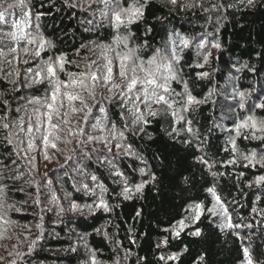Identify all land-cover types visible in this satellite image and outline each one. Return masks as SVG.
Masks as SVG:
<instances>
[{
    "label": "trees",
    "instance_id": "trees-1",
    "mask_svg": "<svg viewBox=\"0 0 264 264\" xmlns=\"http://www.w3.org/2000/svg\"><path fill=\"white\" fill-rule=\"evenodd\" d=\"M31 4L33 15L36 12L44 13L39 21L41 30L55 45L49 55L65 52L70 60L82 68L85 58L92 56V53L81 49L76 55L80 45L102 38L105 42L111 39L112 31L106 25L93 27L84 23L92 18L90 11L69 7L64 0H43V7L41 0H31ZM213 5L217 7L213 8ZM204 9L209 11L205 12ZM173 32L193 41L189 48L179 51L181 62L178 67L195 95L203 98L213 87L223 92V86L231 75L235 78L232 85L250 94L246 99L248 111L253 110L251 105L264 103V0H254L253 5H248L247 0H178L175 5L170 0H147L142 19L127 30H122L123 35H129V46H143L140 54L145 59L156 48H164ZM209 33L212 35L209 36ZM200 38L207 39L206 48L212 52L203 69L196 66L203 63L204 50H198L195 46ZM217 42L221 45L220 49L212 47ZM198 51L200 55H197ZM66 70L78 71L74 65H68ZM198 71H207L210 76L197 80L195 73ZM172 86L176 91L181 90L176 82ZM16 87L19 91H13L11 84L0 83V91L5 92L6 98L12 102L13 118L16 107L25 105L31 95H43L44 91L43 88L30 91L20 84ZM227 91L231 92V87ZM212 100L216 103L201 105L188 117L193 120V127L199 130L201 139H206L203 153L195 147L188 149L180 138L173 140L169 137L167 133L171 131L172 121L163 113L144 126V134L130 138L157 176L155 184L146 185L142 194H134L128 200L116 198L115 193L121 189L113 183L107 166L97 164L95 154L90 161L84 162L87 172L96 174L108 187L109 194L105 198L112 206L111 212L97 210L89 213L87 209L82 213L69 211V199L80 204L93 200V197L77 190L80 181L88 180L72 172L75 163L62 169L60 166L64 164V157L53 150H50V155H53L51 161H45L39 150L29 152L27 158L21 153L18 158L13 151L14 145L4 142L6 131L0 129V176L5 177L0 184L7 185V202L21 209L19 212H9L8 218L14 223L5 225L0 237V264H82L87 259L89 249H95L98 259L104 264H112L116 259L120 260V264H164L158 259L161 252H179L185 246L187 251L180 260L170 261L169 264H195L201 254H205L201 264H241L243 246L250 248L258 264H264V218L251 211L252 207L264 208V188L258 190L256 185L252 188L246 186L261 171L244 168L242 164L217 166L214 169L225 173L217 177L214 183L228 203L233 220L240 223L239 217L242 216L245 218L243 223L253 225L252 228L239 229L242 239L231 232H221L216 227L218 221L215 218L210 220L205 215L196 225L203 230L201 237L182 234L179 240H171L167 249L155 247L165 235L161 229L178 219L188 203L206 199L203 189L207 186L206 181L212 183L213 178L195 162L194 156L204 154L217 161L229 158V154L222 151L227 133L212 129L209 134V129L213 119L231 126L235 117L230 109L236 101L226 100L224 96H214ZM106 107L109 115L119 123L116 115L119 108L115 102L106 104ZM255 113L264 116V111L258 108ZM244 114L247 113H241ZM0 115H3L2 111ZM181 136L191 139L187 133ZM196 143L192 139V144ZM237 143L245 152L258 145L257 141L244 139H238ZM72 146L60 144L66 152ZM96 147L102 149L101 145ZM154 154L159 155L161 160L153 159ZM32 157L35 159L29 163ZM13 160L16 161L15 165ZM114 162L133 183L141 179L138 172L132 173V169L144 166L140 161L124 156L117 157ZM45 172H48L52 189L59 197L55 203H50L51 191L46 186ZM185 177L189 178L187 184L184 183ZM65 192L71 193L69 199H65ZM257 196L261 198L260 201H257ZM37 197L39 204L34 203ZM61 207L65 210L63 213L59 211ZM138 211L139 216L136 215ZM37 224L41 227L37 228ZM94 229H100V232ZM37 236L41 238L36 240ZM33 240H36L35 245L31 243ZM72 248L76 251H72ZM126 255L127 259H124Z\"/></svg>",
    "mask_w": 264,
    "mask_h": 264
},
{
    "label": "snow or ice",
    "instance_id": "snow-or-ice-1",
    "mask_svg": "<svg viewBox=\"0 0 264 264\" xmlns=\"http://www.w3.org/2000/svg\"><path fill=\"white\" fill-rule=\"evenodd\" d=\"M64 2L69 7L91 12L92 18L84 23L93 27L106 25L112 31L111 39L107 42L102 38L80 45L76 55H79L81 49L92 53V56L85 58L82 68L74 60H70L65 52L48 54L55 45L43 34L39 21L44 13L36 12L33 15L31 0H0V83L11 84L13 91H19L16 87L18 84L30 91H38L40 88L44 90L43 95H31L25 105L16 107L15 118L12 115V102L6 98L5 92L0 91V111L3 112V115H0V129L7 133L3 137L4 142L7 145H14L13 151L18 158L21 153L27 158L29 152L39 150L45 161H51L53 155H50V150H53L64 157V164L60 166L62 169L75 163L72 172L79 173L88 180L80 181L77 190L93 197V200L91 203L80 204L74 199H69L71 193L65 192V199H69V211L82 213L87 209L89 213L97 210L111 212L112 206L105 198L109 194L108 187L96 174L87 172L84 162L90 161L95 154L96 163L107 166L113 183L121 189L115 193L116 198L128 200L134 194H142L146 185L155 184L157 176L136 150L134 143L130 142V138L144 134V126L163 113L172 121L168 136L173 140L180 138V142L188 149L195 147L197 151L203 153L206 139H201L199 130L193 127V120L188 117L201 105L210 102L215 104L216 101L212 100V97L224 96L226 100L236 101L235 106L230 109L235 119L231 126L217 123L213 119L209 134L212 129L227 133L222 151L229 154V158L217 161L207 158L204 154L194 156L195 162L203 166L207 174L213 178L212 183L206 181L207 186L203 189L206 199L188 203L178 219L161 229L165 235L155 247L167 249L171 240H179L182 234L201 237L203 230L196 225L205 215L210 220L215 218L218 221L216 227L221 232H231L242 239L239 229L252 228L253 225L243 223L245 218L242 216L239 217L240 223L233 220L228 203L222 198L214 183L217 177L225 173L214 169L217 166L237 164H242L244 168H257L261 174L256 175L246 186L252 188L256 185L258 190L264 188V116H257L255 113L257 108L264 111V103L251 105L253 110L248 111L246 99L250 94L233 86L232 81L235 78L231 75L223 86V92L213 87L203 98L195 95L188 80L181 76L182 69L178 67L181 62L179 51L189 48L193 41L179 33L170 34L165 47L156 48L147 59L140 54V48L143 46H129V35H123L122 30H127L130 25L142 19L147 0H76L74 3L64 0ZM170 2L175 5L178 0ZM247 4L253 5L254 0H247ZM216 7L213 5V8ZM89 30L91 29H85ZM207 43L206 38H200L195 45L198 50H204L203 63L196 65L200 69L208 64L212 56V52L206 48ZM212 47L220 49L221 45L217 42ZM197 55H200L199 51ZM68 65H74L78 71H67ZM209 76L210 73L207 71L195 73L197 80H204ZM173 82L181 86L180 91L173 88ZM229 87L231 92L227 91ZM112 102L119 108L116 114L119 123L109 115L106 107V104ZM182 133H187L191 139L182 138ZM192 139L197 141L195 145L192 144ZM238 139L257 141L258 145L245 152L239 148ZM60 144L73 146L66 152ZM96 145H101L102 149ZM124 156L135 158L144 165L132 169L133 174L138 172L141 177L138 182L133 183L114 162L117 157ZM32 159L35 157H32L29 163ZM153 159L161 160L157 154L153 155ZM12 163L15 165L16 161L13 160ZM3 179L5 177L0 176V180ZM44 179L51 191L50 203H55L59 197L52 189L48 172L44 173ZM188 179L184 178L185 184L188 183ZM6 187V184H0L2 222L0 237L3 236L4 226L14 223L8 218L9 212L21 211L7 202ZM256 199L261 200L259 196ZM34 203H40L39 197ZM59 211L63 213L65 210L61 207ZM251 211L264 218V208L252 207ZM136 215L139 216L140 212L138 211ZM36 227L40 228L41 225L37 224ZM94 231L100 232V229ZM40 238L37 236L36 240ZM36 240L31 242L32 245H35ZM28 250L31 252V246ZM71 250L76 251L75 248ZM185 251L186 246L179 252L169 254L161 252L158 259L164 264H169L170 261L178 262ZM242 252L241 264H258L249 247L243 246ZM124 259H127V255ZM204 260L205 254H201L195 264H201ZM82 264L104 262L98 259L95 249H89L87 259ZM112 264H120V260L116 259Z\"/></svg>",
    "mask_w": 264,
    "mask_h": 264
}]
</instances>
